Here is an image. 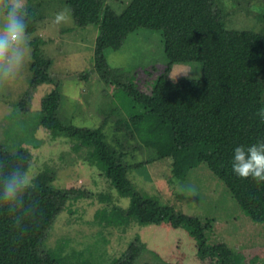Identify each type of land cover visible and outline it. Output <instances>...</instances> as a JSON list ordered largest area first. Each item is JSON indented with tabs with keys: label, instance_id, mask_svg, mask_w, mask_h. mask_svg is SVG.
<instances>
[{
	"label": "rangeland",
	"instance_id": "1",
	"mask_svg": "<svg viewBox=\"0 0 264 264\" xmlns=\"http://www.w3.org/2000/svg\"><path fill=\"white\" fill-rule=\"evenodd\" d=\"M133 0H106L121 14ZM34 17L30 34V58L15 79L0 71V144L11 154L21 149L32 155L29 177L44 175L56 189H76L66 209L56 217L40 248L60 264H118L128 258L132 246L141 251L135 264H216L203 261L199 243L187 229L144 226L137 219L119 216L130 209V198L122 197L102 170L92 161L91 148L77 147L66 136L54 137L41 125L44 100L55 90L62 96L58 116L78 128L104 126L106 141L124 164L136 190L178 212L200 218L209 226L210 246L227 245L236 264H264V225L254 223L225 183L203 164L187 181L174 176L171 158L159 159L125 123L137 110L130 96L133 86L152 94L157 80L169 67L162 33L139 30L118 51H107L109 75L96 71V43L100 28L78 25L69 0H28ZM230 31L264 35V0H216ZM66 11V23H56L55 14ZM50 61L48 75L53 84L34 86V55ZM202 63L176 65L174 82L200 79ZM120 128V131L117 130ZM195 188L186 196L179 188Z\"/></svg>",
	"mask_w": 264,
	"mask_h": 264
},
{
	"label": "trees",
	"instance_id": "2",
	"mask_svg": "<svg viewBox=\"0 0 264 264\" xmlns=\"http://www.w3.org/2000/svg\"><path fill=\"white\" fill-rule=\"evenodd\" d=\"M216 0H133L118 14L106 0H69L82 28L97 26L96 71L109 75L106 52L118 51L127 38L139 30L162 33L169 67L157 80L152 94L130 88L136 111L120 121L159 159L171 158L175 179L187 181L190 173L208 164L225 183L241 208L254 223L264 225V182L241 178L232 171L234 148L264 140V121L256 111L264 105V35L251 31H230ZM34 17L29 34L34 31ZM34 86L53 84L48 75L50 61L34 55ZM202 63L200 79L174 82L176 65ZM62 96L55 90L42 105L41 125L54 137L66 136L77 147L91 148L92 161L102 170L122 197L132 201L122 218L137 219L144 226L187 229L199 243V255L216 264H236L235 253L225 244L210 246L209 226L200 218L178 212L145 196L133 186L129 172L116 149L106 141L104 126L78 128L58 116ZM120 131V128H117ZM32 155L24 149L14 155L0 144V264H60L42 256L41 245L57 216L76 189H56L44 175L29 187L15 204L4 200L5 178L24 174ZM141 251L132 246L128 258L118 264H135Z\"/></svg>",
	"mask_w": 264,
	"mask_h": 264
},
{
	"label": "clouds",
	"instance_id": "3",
	"mask_svg": "<svg viewBox=\"0 0 264 264\" xmlns=\"http://www.w3.org/2000/svg\"><path fill=\"white\" fill-rule=\"evenodd\" d=\"M69 19L66 11L55 14L56 23H66ZM32 22L28 0H0V71L5 79H15L20 75L31 51L29 26ZM256 116L264 121V105L256 111ZM232 171L241 178L251 177L258 184L264 182V140L248 146L234 148ZM36 185L35 177L12 173L5 178L4 200L6 204H15L23 199L26 189ZM178 191L186 196H194L195 188L181 187Z\"/></svg>",
	"mask_w": 264,
	"mask_h": 264
}]
</instances>
